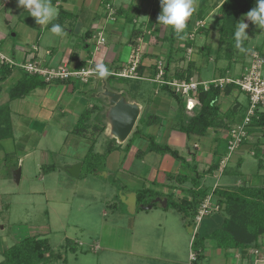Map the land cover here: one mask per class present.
I'll return each instance as SVG.
<instances>
[{
  "label": "rangeland",
  "instance_id": "rangeland-1",
  "mask_svg": "<svg viewBox=\"0 0 264 264\" xmlns=\"http://www.w3.org/2000/svg\"><path fill=\"white\" fill-rule=\"evenodd\" d=\"M81 1L74 2V6L70 8V13L74 17L67 18L62 25L66 29L71 28L72 34L64 33L62 36H57L50 32V28L52 23H59L60 10L68 12L67 8L54 6L57 11L56 18L47 25H38L29 12L18 5V0H0V53L7 58H12L15 54L12 59L17 64L39 62L41 58L27 59L25 53L23 57L25 61H23L21 53L22 50H30L33 45H38L41 48L39 55L43 56L45 52H51V55L48 53L45 56L47 59L51 58V63L54 64L51 66L56 67L61 59L62 50L66 46L71 49L78 44L80 46L84 42L82 40L89 26L100 22L95 17L98 16L100 19L105 18L110 21L104 24L106 31H103L105 36L103 39L107 40L104 48L110 47L112 39L117 40L118 44L116 43L114 47L117 49L115 55L124 65L133 64L134 59L136 61L140 59L145 47L146 49L154 47L152 51L160 53L164 59L160 61L163 68L166 56L169 53L171 56L174 55L175 60L173 63L171 61L169 67L170 75L175 70H184L188 64L193 63L197 71L193 72L191 79L197 78L204 82L218 81L221 77L235 80L241 74L244 63L256 52V49L264 56V29L244 19L248 24L246 34L249 37L243 40L246 42V49L238 48L235 50L234 58L226 59L224 49L227 46H223L220 51V61L214 62L218 44V18L214 9L206 26L204 24V28L210 31L209 35L193 34L201 26L197 21L190 27L193 31L190 30L192 32L190 37L184 34L172 43L171 39L161 40V37L168 36L173 30L171 26L158 24L157 18L161 13L160 0H146L137 15L142 25L141 29L145 25L147 29L153 30L158 25L160 30H154L152 36L147 35L148 38L146 34L137 36L140 37L141 42H136L137 38H133L134 42H130L133 29L143 33L140 25L120 24L117 22L119 17L114 16L116 8L120 5L123 9H128L133 7L130 5L140 4V0H115V8L110 4L105 5V9L99 10L102 14L88 12L78 14ZM207 1L211 5L214 2V0ZM95 4L93 0L88 9H93ZM193 7L196 11L198 0H193ZM244 17L239 16L237 23ZM75 20H81L80 26L76 25ZM115 30H120V36H112ZM191 36L194 45L189 49L186 43ZM179 41L181 46H178ZM129 43L132 46L140 43L143 48L139 50V46L132 50L131 45L127 46ZM94 44L93 40L90 43V50H93ZM203 46L209 48L210 57L201 54L200 49ZM85 50L88 49H81V51ZM70 55L71 51L67 56L64 53L61 65L69 67ZM109 55L111 57V54ZM152 58L153 61L158 60V56ZM77 60L75 63H78ZM228 62H230L229 67ZM129 64L127 66H130ZM137 67L138 64L135 72ZM146 73L142 80H125L116 76L107 80L106 77L90 76L86 84L74 78H70L71 82L67 85L46 83L44 89H37L25 98L12 102H9L7 92L20 77L21 72L18 69L14 70L6 81L0 83V105L8 104L13 128L12 138L0 140V251L23 237L39 233L41 238L48 241L51 254H60L65 258V263L61 260H48L49 264H168V260H176L175 258L178 259L177 264H189L193 231L183 225L176 210L153 203L155 199L163 200L171 196L172 188L167 186L175 185L174 179L159 181L158 177L157 180L154 178L149 180L145 176L150 170L155 174L159 166H163L164 171H167L163 173L164 176L171 173L172 176L182 174L193 177L195 173L192 169L169 154L150 152L140 153L139 157H136L137 151H145L147 147V142L142 137H135L131 147L125 150V144L133 138V132L137 127H141L138 120L132 133L123 143V147L108 155L104 165L96 168L93 167L95 163L88 165L83 160L89 142H84L70 133L84 109L94 105L102 109L103 104L94 95L101 87V80H104L110 89L122 92L128 100H133L141 106L140 117L143 114L162 117L159 125L145 127L143 133L151 134L156 142L166 143L173 150H177L191 166L197 158L195 161L197 171L199 173L207 171L214 155L211 151L215 145L214 142L212 143L213 131L209 130L208 136L187 138L183 133L175 130L172 125L179 121L178 117L173 118L175 114L178 115L175 100L164 94L161 85L155 80V83L151 81L150 69H146ZM234 97L239 102H246V97L235 91L222 103L223 110L232 103ZM190 106L191 110L188 111H193L198 104L190 102L188 109ZM100 113L101 111L91 113V120L97 118L101 121ZM221 134L226 135V132H220ZM105 137L107 136L104 131L94 147L95 153L104 152L107 142ZM217 142L219 146L216 155L227 156L222 164L225 168L224 172L217 171L199 180L200 187L207 189L208 195L213 196L212 200L209 199L212 207H216L217 197L212 194L215 186L228 188L239 185H264V167L257 173L259 160H262L264 155V138L258 130H254L246 138V144L241 145L230 156L226 149L227 142L221 139ZM257 142L261 147L258 158L253 156V148L258 144ZM194 145L198 149L194 148ZM239 161L240 166H238ZM140 163H143L142 171L139 175L133 173V169H136L137 164L140 167ZM78 164L81 165L80 174L74 178L68 170ZM50 165L56 168L44 172V169ZM93 169L95 170L92 171ZM132 174L135 175L133 181L130 180ZM190 187L192 183L187 182L185 188ZM142 189L148 190L143 196V204L148 200L151 201V206L153 203L149 211L141 209L143 204L132 201L131 194L134 192L136 195ZM212 211L205 219L214 223L217 216L210 215ZM260 241L264 243V236ZM256 249L262 250L260 247Z\"/></svg>",
  "mask_w": 264,
  "mask_h": 264
},
{
  "label": "trees",
  "instance_id": "trees-1",
  "mask_svg": "<svg viewBox=\"0 0 264 264\" xmlns=\"http://www.w3.org/2000/svg\"><path fill=\"white\" fill-rule=\"evenodd\" d=\"M141 3L138 5H130L132 8L123 9L122 7L116 8L115 16L123 19L124 25L133 24L138 13L142 9V4L146 0H140ZM54 2V1H53ZM207 0H198V8L193 12L192 16L186 22V27H192V24L197 21H204L205 16L211 10L216 8L218 18V44L216 47V55L214 56V62L220 61V51H222L223 46H227L224 49V58L230 59L234 58L235 50L238 48L246 49V42L243 41L242 44L238 46L237 40L235 38V31L237 30V22L239 16H245L252 8L256 6V0H214L212 5L208 8ZM102 6L108 4V0H102ZM105 9V8H104ZM133 10V11H132ZM76 16V15H75ZM59 17V18H58ZM59 24L62 26L64 20L70 17H74L69 11L60 10L58 16ZM185 27V28H186ZM192 31V30H191ZM190 33V32H189ZM197 34H208V31L204 28V25L199 26L195 32ZM90 32L87 31L84 34V38H89L87 36ZM140 30L133 29L131 38H137L140 36ZM185 34V30L175 34L173 31L168 36H164L161 40L168 41L171 39L172 43L175 40ZM192 32L190 33V35ZM188 35V37H190ZM134 42V41H133ZM86 42H82L79 46L72 47L71 49V62H76L78 59L79 52L82 48H85ZM194 45L192 38L188 39L186 46L187 48ZM88 48V47H87ZM207 46H203L200 49L201 54L206 57H210ZM87 58L91 59L87 54ZM84 64L83 62H78L76 66ZM171 63V54L166 56V62L164 68L161 71V77L164 82L185 81L188 82L192 76L193 72L197 71L193 63L187 65L184 70H175V72L170 75L168 66ZM105 64V63H103ZM228 67L230 62H228ZM107 66V64H105ZM108 67V66H107ZM95 68V65H93ZM151 68V78H155L157 74L156 65L149 66ZM19 70L21 72L20 77L15 81V83L8 89L9 102L23 99L28 96L31 92L37 89H44L47 84L42 81L37 76H30L23 70L15 66H9L6 63L0 64V83L6 81L14 72V70ZM109 74L106 76L107 80L113 79L114 75L117 74L119 66L113 67V71L108 67ZM145 67L140 62L137 67V78L143 77V71ZM112 73V74H111ZM117 77V76H116ZM122 78V77H119ZM223 78V77H221ZM220 78V79H221ZM132 80L130 78H122ZM137 80V79H135ZM199 81V80H197ZM71 82V79L56 81L54 83H60L67 85ZM201 82V81H199ZM162 92L167 94L171 99L175 100L177 105L179 118L177 124H173L172 127L183 133L187 138L196 136L203 137L207 134L209 130L214 133L228 132V130L236 124H239L245 114L248 102H239L236 97L232 100V103L226 108L222 109V103L226 100L233 92H238L242 94L238 87L233 84H228L223 88L215 87L210 85L207 90H204L202 85L197 87V94L194 100L197 102L198 107L193 111H188L185 109V98L176 94L174 90L167 84L160 86ZM95 111H101V107L94 105L90 108L84 109L78 116L74 126L72 127L71 134L78 136L80 139L88 141L87 152L83 160L91 165L95 163L94 168L103 166L104 161L107 156L112 152L119 150L121 147L116 145L114 140H107L106 148L102 154L95 153L94 147L97 144V140L100 135H103L105 126L102 122L94 118L91 120V113ZM140 126L133 132V138L130 139L128 143L125 144V150H128L134 142L135 137H142L147 142V147L145 151H137L136 157L141 153H159V154H169L178 162L185 164L189 169L195 173V176L189 177L188 175L182 174H166V180L176 182L178 185H185L187 182L192 183V187L181 190L185 192L187 196L183 198L176 199L171 193L169 198H166L167 206L166 208H172L176 210L183 221V225L193 231L195 227V217L197 211L202 204L203 200L208 196V191L204 187H200L199 180L206 175L212 174L214 171L218 170L219 162L214 159L208 170L199 173L197 171V164L193 161L191 166L188 161L179 155L177 150H173L166 144L158 143L155 137L151 134L143 133L145 127L150 125H159L162 121V117L159 116H146L143 114L142 117L138 119ZM254 130H258L261 136L264 138V110L259 113L257 118L252 119L251 127L248 131L249 136ZM13 136V128L10 119V110L8 104L0 105V140L10 139ZM216 141V140H215ZM246 139L242 142L245 143ZM258 143V142H257ZM261 152V147L259 143L253 148V156L258 158V154ZM83 161V162H84ZM85 163V164H86ZM240 161L238 166H240ZM264 155L263 159L259 160L257 173L264 167ZM56 167L50 165L44 172L53 171ZM93 169L92 171H94ZM99 171V169H98ZM96 171V172H98ZM224 172V171H223ZM172 188L171 185L167 186ZM148 193L147 189H142L136 193V200L138 204H143L144 195ZM212 194L217 197L216 202L219 207H223L220 212L213 214L216 217V222L208 221L203 217L200 221L195 234L192 236L191 249L195 254V260L192 264L197 263V258L200 259L204 247V242L206 240H211L215 246L220 249H234L239 252L240 258L246 260L248 258L249 250L256 248H264V243L260 241L261 237L264 236V185L254 186V185H239L235 187L220 188L216 187L213 189ZM151 201L144 203L143 206L150 205ZM153 206V204H152ZM39 233H35L26 237L21 238L13 245L6 249L0 251L2 260L0 264H49L48 260L58 261L61 260L65 263V258H62L60 254H51V248L48 241L40 237ZM52 258V259H51ZM50 261V262H51Z\"/></svg>",
  "mask_w": 264,
  "mask_h": 264
},
{
  "label": "crops",
  "instance_id": "crops-1",
  "mask_svg": "<svg viewBox=\"0 0 264 264\" xmlns=\"http://www.w3.org/2000/svg\"><path fill=\"white\" fill-rule=\"evenodd\" d=\"M76 2H77V0H75ZM74 0H70V1H67V0H54V2H52L51 1V3H52V5L53 6H61V7H64V8H67L68 10H69V12H70V8L71 7H73L74 6V2H75ZM93 0H82L80 3H81V6H80V8H79V12H78V14L79 13H81V12H88L89 14H96V13H101V11H99V10H102V9H104L105 7L104 6H102V4H101V2H102V0H95V2H96V4H95V6L93 7V9L91 8V9H88V7H89V5L91 4V2H92ZM147 1H149V0H147ZM58 2V3H57ZM63 4H62V3ZM114 2V3H113ZM115 0H111V2H110V0L108 1V4H106V5H111L113 8H115ZM211 2V1H210ZM78 3V2H77ZM61 4V5H60ZM207 4H208V2H207ZM153 5H156V4H153ZM209 6H208V8L210 7V5L211 4H208ZM120 7H122L121 5H120ZM156 9V8H155ZM215 11H216V8L214 9ZM214 10H211L210 12H208V14L205 16V19H204V21H198L199 23H201V26L202 25H204L205 24V26H206V23H207V21H208V18L210 17V15L212 14L211 12L212 11H214ZM108 11V10H107ZM107 11H105L106 13H107ZM102 14V13H101ZM86 17V16H85ZM88 17V16H87ZM86 17V18H87ZM96 17V19H98L100 22H98V23H96L95 25H91V26H89V28L87 29V31H89L91 34H90V36H89V34H87V36H89V38H86V39H83L82 41H85L86 42V46H85V48L86 49H88V50H85V51H80L79 52V55H78V62H83L84 61V64H82L81 63V65L80 66H76V64L77 63H75V62H71L70 63V65H69V68L70 69H72V68H74V69H93L94 71H95V68H93V65H97V64H99V63H105V64H107V66L108 67H110V69L112 70L113 69V67H117V66H119V70L120 69H124L125 67H127V65L129 64H127V65H124L123 64V62L122 61H120V58L117 56V55H115V53L117 52V49L115 48L114 49V47H116L115 45H116V43L118 44V42H117V40L115 41V40H113L112 39V43H111V45H110V47L109 48H104L105 47V43H107V40H106V38H104L103 39V37H105L104 36V32L103 31H106L105 29V23H108V22H110L109 20H106L105 18H104V20L103 19H100L98 16H95ZM105 17V16H104ZM138 17H136L135 18V20H134V23L135 24H139L140 25V29H141V27H142V25H141V23H140V21H139V19H137ZM95 19V18H94ZM150 20V19H149ZM81 21V20H80ZM80 21H78V20H75V22H76V25H78V26H80ZM117 22H120V24H124V22H123V19L122 18H118L117 19ZM116 22V23H117ZM75 26V25H74ZM156 27H157V29H156ZM159 27L160 26H158V25H156L154 28H153V30H149V29H147L146 28V26L144 25V28H142L141 30H142V32L143 33H141L140 34V36L142 35H145L146 37H147V35L149 36V35H151L152 36V32L155 30H160L159 29ZM191 27V26H190ZM190 27H186L184 30H185V35H190V33H191V28ZM63 28H65V26H63ZM68 31V32H67ZM86 31V32H87ZM154 31V32H155ZM112 32V31H111ZM160 32V31H159ZM190 32V33H189ZM193 32V31H192ZM209 32L210 31H208V35H209ZM64 33L66 34V33H70V34H72V30H71V28H69V27H67V29L65 28L64 29ZM113 35L112 36H120V34H121V32H120V30L119 31H117V30H115V31H113V33H112ZM193 34H195V33H193ZM131 36H132V33H131ZM131 36H130V38H131ZM97 37V38H96ZM150 37V36H149ZM148 38V37H147ZM162 38V37H161ZM94 40V42H95V44L93 45L94 46V48H93V50H90L89 48H90V43L92 42ZM129 40V39H128ZM132 41H134V39H132L131 38V41L130 42H132ZM136 42H141V40H140V37H138L137 39H136ZM180 42L181 41H179L178 43H179V45L178 46H181L180 45ZM130 45L132 46V44L131 43H129V44H127V46L128 47H130ZM183 45V44H182ZM140 46V49L139 50H142V48H143V46H142V44H140V43H136V44H134L132 47H131V49L132 48H135V47H139ZM88 47V48H87ZM154 47H152V48H150L149 49V47H147V49H146V47H145V51H144V54L141 56V58L140 59H137V61L134 59V62L135 63H137V64H139L140 62H142V64L144 65V67H145V69H144V71H143V77H141L140 79L142 80L143 78H144V76L147 74L146 73V69H150V72H151V68H149V66H154V65H156V69H157V74H156V76H155V78L154 79H156V77L159 75V73L161 74V71H162V69H163V67H161V60H164V59H162V55H160V53H156V52H153L152 50H154L153 49ZM181 47H179V49H180ZM71 49V47H65L63 50H62V55H61V59L59 60V62H58V64H56L57 66L58 65H61L62 63H61V61H62V58L64 57V53H65V55L67 56V54L68 53H70V50ZM137 49V48H136ZM189 49H190V47H189ZM41 50V48L37 45V46H35V45H33L32 46V49H30V50H22L21 51V53L23 54L22 55V59H23V61H25V58H23V57H25V55L27 54V56H26V58L27 59H29V58H31V59H33L34 57H39V58H41L40 60H39V63L41 64V65H43V66H46V67H52L54 64H52L51 63V58H48L47 59V56H45V55H47L48 53H49V55H51V52L49 51V52H45V54L43 55V56H41V55H39L40 54V51ZM65 50V51H64ZM133 50V49H132ZM131 50V51H132ZM108 51H109V53H108ZM257 53H259L260 54V56L264 59V56H263V54L262 53H260V52H258L257 51V49L255 50ZM139 52H141V51H139ZM24 53H25V55H24ZM133 54H134V51L132 52ZM87 54H88V56H90L91 57V59H88L87 58ZM109 54H111V57H110V55ZM140 54V53H139ZM159 54V55H158ZM130 55V54H129ZM135 55H136V57H138V54L137 53H135ZM65 56V57H66ZM152 56H158V60H152L153 58H152ZM15 57V54H13L12 55V58H14ZM133 57V56H132ZM26 59V60H27ZM152 60V61H151ZM175 60V57H174V55H172L171 56V61H172V63H173V61ZM249 60H250V58H249ZM249 60L248 61H246L245 63H244V65L242 66L243 68H241V74H242V70L247 66V64L249 63ZM128 62H129V60H128ZM152 62V63H151ZM159 63H160V65H159ZM52 65V66H51ZM173 65V64H172ZM171 66V63H170V65L168 66V68ZM113 71V70H112ZM118 72H120V71H118ZM110 73V72H109ZM170 74V73H169ZM226 74H227V71H226ZM241 74L239 75V77L241 76ZM94 76H98V74L96 73L95 75H93V77ZM161 76V75H160ZM239 77H237V79L239 78ZM150 78H151V75H150ZM162 78V77H161ZM137 80H138V78H136ZM154 79L152 78V82L153 83H155V81H154ZM196 80H197V78H195ZM204 82H206V81H204ZM157 83V82H156ZM86 84V83H85ZM158 84V83H157ZM95 92H97V91H95ZM227 100V99H226ZM133 101V100H132ZM225 101V100H224ZM135 102V101H134ZM137 103V102H136ZM189 101L187 100V98H186V100H185V109L186 110H189L188 108H189ZM138 104V103H137ZM175 105H176V103H175ZM177 106V105H176ZM91 107V106H90ZM176 109H177V107H175ZM174 114V113H173ZM176 116V114L173 116V118ZM167 118V117H166ZM170 127H171V125H170ZM214 133V132H213ZM205 136H208V134H206ZM193 137H195V136H193ZM222 137V138H221ZM105 138H107V137H105ZM219 139H221V140H223L225 143L227 142V133H226V135H220V132L219 133H214V138H213V140H212V143L214 142L215 143V145H214V147L212 148V152H213V158H212V160H210L211 162H210V165H211V163H213L214 162V159H217L218 160V162H219V168H218V170H216V171H214L211 175H213L215 172H217V171H219V172H222V171H224V169L225 168H223V169H221V165L223 164V161H225V157H224V154H221V155H216L217 153H218V150H217V153H216V149H218V140ZM107 140H111V139H108L107 138ZM216 140V141H215ZM82 141H86V140H84V139H82ZM87 143H88V141H86ZM162 144H164V143H162ZM166 144V143H165ZM116 145H118V146H120L121 148L123 147V144H121V145H119V144H117L116 143ZM213 145V144H212ZM241 147V146H240ZM86 148H87V146H86ZM194 148H196V149H198L197 147H196V145H194ZM141 151V150H140ZM187 160V159H186ZM196 160H197V158H196ZM195 160V161H196ZM141 161V160H140ZM241 163V162H240ZM241 165V164H240ZM139 166L140 167H138V164L136 165V169H133V173H137L138 175H139V173H140V171H142V167L141 166H143V163H140L139 164ZM165 169L163 168V166H159V168L157 169V171H156V173L155 174H153V172H152V170H150V172H149V174L147 173L146 174V178H149V180H153V178H154V180H157V178L159 177V181H163V180H165V181H167L166 180V178H165V176H164V172H167V171H164ZM170 170V169H169ZM223 173V172H222ZM171 174V173H170ZM153 175L155 176V177H153ZM147 176H149V177H147ZM134 178H135V175L134 174H132V176H131V178H130V180H134ZM171 185V187H172V189H171V193H173V196H174V198H176V199H180V198H183L184 196H187V195H185L186 193L185 192H182L181 190H184V189H187V188H185V185H182V186H180V185H178L176 182H175V185H172V184H170ZM217 186H215V187H213V189L214 188H216ZM185 193V194H184ZM132 195V201H133V203H137V200H136V195L134 194V192L131 194ZM208 196H210V200H212V197L213 196H211V195H208ZM215 201H216V199H215ZM215 206H217L218 207V210L217 211H215V210H213L212 211V213L210 214V215H213V214H215L214 213V211L216 212V213H218L219 212V205L217 204V202L215 203ZM145 207V206H144ZM152 208V207H151ZM151 210V209H150ZM146 211H149V210H146ZM135 212V211H134ZM209 215V216H210ZM206 217H208V216H206ZM199 225V224H198ZM198 225L196 226V224H195V227H194V229H193V234H195V231L197 230V227H198ZM133 228V227H132ZM192 240V239H191ZM190 246H191V242H190ZM252 249V248H251ZM250 249V250H251ZM249 250V251H250ZM190 254H194V252L192 251V253H190ZM195 255V254H194ZM200 255H201V258L200 259H198L197 258V263L196 264H250V257H248L246 260H242L241 258H240V255H239V252H237L236 250H234V249H228V250H225V249H220V248H218L217 246H215V244L211 241V240H206L205 242H204V247H203V250H202V252H200ZM249 255V254H248ZM190 256V255H189ZM176 260H168L167 262H169L168 264H177V261H178V259L177 258H175ZM189 259V258H188ZM189 264H192L190 261H189Z\"/></svg>",
  "mask_w": 264,
  "mask_h": 264
},
{
  "label": "built area",
  "instance_id": "built-area-1",
  "mask_svg": "<svg viewBox=\"0 0 264 264\" xmlns=\"http://www.w3.org/2000/svg\"><path fill=\"white\" fill-rule=\"evenodd\" d=\"M192 38V36H191ZM6 63L9 66H15L26 72L30 76H37L47 84H52L56 81H63L70 78L78 79L83 83H87L88 77L93 76L96 72L93 69H70L66 65H58L56 67H43L39 62L30 61L24 64H17L12 58H7L0 53V64ZM136 64H129L117 74H113L117 77L136 79L137 73L135 72ZM160 65V63H159ZM154 79L158 84H167L174 92L181 97L187 98L189 102H196L194 100L197 94V87L202 85L204 90H207L210 85L223 88L228 84H233L238 87L239 91L246 97L248 102L245 114L239 124L233 125L227 132V151L228 156L233 154L240 148L242 142L248 137V131L251 127L252 119L257 118L259 113L264 110V59L259 53L254 52L250 56L248 65L244 68L241 76L238 79L232 80L229 78H222L218 81H206L199 82L196 79H190L185 81H170L164 82L160 76ZM190 104V103H189ZM191 110V106L190 109ZM227 156L225 157V160ZM225 161H223L224 163ZM222 166V165H221ZM223 169V167H221ZM210 196L206 197L200 205L197 215L195 217L196 226L200 223L203 217L208 216L211 210H218L217 206L212 207L209 201ZM250 258V264H264V248L251 249L248 252ZM195 260V255L190 254L189 261L192 263Z\"/></svg>",
  "mask_w": 264,
  "mask_h": 264
},
{
  "label": "clouds",
  "instance_id": "clouds-1",
  "mask_svg": "<svg viewBox=\"0 0 264 264\" xmlns=\"http://www.w3.org/2000/svg\"><path fill=\"white\" fill-rule=\"evenodd\" d=\"M18 5L27 10L38 25H47L57 16V11L51 0H18ZM160 7L158 24L171 26L175 32H182L185 29L186 22L194 11L193 0H160ZM244 19L251 21L260 29H264V0H256V6L237 23L238 27L234 35L238 46L242 44L243 40L249 38L246 34L248 24L244 22ZM50 32L62 36L64 28L59 23H52ZM95 72L99 77H106L109 74V69L105 64L99 63L95 66Z\"/></svg>",
  "mask_w": 264,
  "mask_h": 264
},
{
  "label": "water",
  "instance_id": "water-1",
  "mask_svg": "<svg viewBox=\"0 0 264 264\" xmlns=\"http://www.w3.org/2000/svg\"><path fill=\"white\" fill-rule=\"evenodd\" d=\"M94 97L100 99L103 104L100 114L107 138L114 140L119 145L125 143L140 117L141 106L132 100H128L122 92L110 89L104 80H101V87ZM80 169L81 165L78 164L68 171L72 177L77 178ZM153 203H159L163 208L167 206L166 199H155ZM151 207V205L142 206L141 209L150 210Z\"/></svg>",
  "mask_w": 264,
  "mask_h": 264
}]
</instances>
